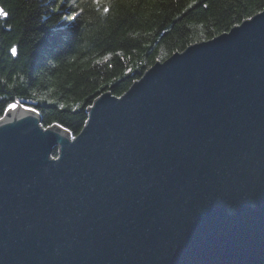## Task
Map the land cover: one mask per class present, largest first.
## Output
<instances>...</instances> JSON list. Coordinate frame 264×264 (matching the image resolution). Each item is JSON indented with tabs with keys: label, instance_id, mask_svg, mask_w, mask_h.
Wrapping results in <instances>:
<instances>
[{
	"label": "water",
	"instance_id": "1",
	"mask_svg": "<svg viewBox=\"0 0 264 264\" xmlns=\"http://www.w3.org/2000/svg\"><path fill=\"white\" fill-rule=\"evenodd\" d=\"M25 108L0 119V264H264V11L102 93L75 136Z\"/></svg>",
	"mask_w": 264,
	"mask_h": 264
},
{
	"label": "trees",
	"instance_id": "2",
	"mask_svg": "<svg viewBox=\"0 0 264 264\" xmlns=\"http://www.w3.org/2000/svg\"><path fill=\"white\" fill-rule=\"evenodd\" d=\"M58 2L0 0L10 13L0 16V117L20 104L72 136L102 93L121 96L156 62L264 9V0H85L73 21Z\"/></svg>",
	"mask_w": 264,
	"mask_h": 264
},
{
	"label": "snow or ice",
	"instance_id": "3",
	"mask_svg": "<svg viewBox=\"0 0 264 264\" xmlns=\"http://www.w3.org/2000/svg\"><path fill=\"white\" fill-rule=\"evenodd\" d=\"M85 0H59V2L55 5V11L56 12H61V6H65L67 11L70 12V15H62L61 18L64 19H68V20H73L75 21L83 12V8L80 7V4L84 3ZM193 3H196V0H192ZM23 3L26 5V7H30L31 6V0H23ZM93 3H95L97 6L101 5V0H93ZM192 5L189 4V7H191ZM78 9V10H77ZM105 12L109 11V8L105 7L104 8ZM185 11H187V9H185ZM262 11H264V9H262ZM10 13L9 11H6L5 8L3 6H0V16H3L5 18L9 17ZM252 17H246V19H251ZM12 52L15 53L16 52V48L13 47L12 48ZM105 59H107V57H105ZM16 103H8L7 104V109L10 111L12 109H14L16 107ZM61 107H64V105H61ZM31 111L35 112L36 109H31ZM3 117H0V119H2ZM60 127H63V125H60Z\"/></svg>",
	"mask_w": 264,
	"mask_h": 264
},
{
	"label": "bare ground",
	"instance_id": "4",
	"mask_svg": "<svg viewBox=\"0 0 264 264\" xmlns=\"http://www.w3.org/2000/svg\"><path fill=\"white\" fill-rule=\"evenodd\" d=\"M19 108L28 111L25 107L20 106V104H17V106L14 109L10 110L11 114L19 113Z\"/></svg>",
	"mask_w": 264,
	"mask_h": 264
}]
</instances>
